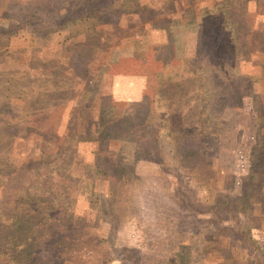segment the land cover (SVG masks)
Here are the masks:
<instances>
[{
	"label": "rangeland",
	"instance_id": "374dc122",
	"mask_svg": "<svg viewBox=\"0 0 264 264\" xmlns=\"http://www.w3.org/2000/svg\"><path fill=\"white\" fill-rule=\"evenodd\" d=\"M89 1L0 0V264H264V0Z\"/></svg>",
	"mask_w": 264,
	"mask_h": 264
},
{
	"label": "trees",
	"instance_id": "16d2710c",
	"mask_svg": "<svg viewBox=\"0 0 264 264\" xmlns=\"http://www.w3.org/2000/svg\"><path fill=\"white\" fill-rule=\"evenodd\" d=\"M89 2L93 3L94 1L90 0ZM101 3H102L101 5H104L103 0L101 1ZM106 3H108V2H106ZM121 116L122 117H120V119H119L120 122H122L125 119H128V115L126 113L121 114ZM114 121L117 122L116 120H114ZM118 141H122V140H118ZM223 201H225V205H224L225 211H224V216H223L225 221H233L236 224V226L234 227L233 231L236 233L238 238L241 237L243 240H245L246 239V235L249 234V232H250V230L252 229L253 226H250V224L247 225L245 223H241V221L239 220V218L243 214V210L238 204V197L237 196H233V197L227 196V197L223 198ZM212 210L211 211H212L213 220L217 221V223H218V221L220 219V216L217 215L216 213L214 214V209H212ZM222 220H223V218H222ZM256 228H257V226L255 227V229ZM253 250L259 251L262 255H264V248H258L257 247V248H255Z\"/></svg>",
	"mask_w": 264,
	"mask_h": 264
},
{
	"label": "crops",
	"instance_id": "0c3cea01",
	"mask_svg": "<svg viewBox=\"0 0 264 264\" xmlns=\"http://www.w3.org/2000/svg\"><path fill=\"white\" fill-rule=\"evenodd\" d=\"M143 94V90H141V92H139V97Z\"/></svg>",
	"mask_w": 264,
	"mask_h": 264
}]
</instances>
